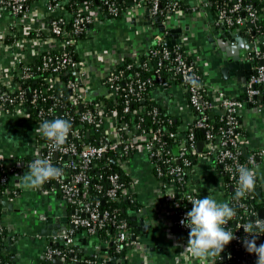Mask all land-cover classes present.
I'll use <instances>...</instances> for the list:
<instances>
[{"label": "built area", "instance_id": "1", "mask_svg": "<svg viewBox=\"0 0 264 264\" xmlns=\"http://www.w3.org/2000/svg\"><path fill=\"white\" fill-rule=\"evenodd\" d=\"M130 1L122 9L117 0L96 4L87 0L68 7L67 0H0V120L34 124L27 151L19 155L27 156V161L0 155V166L7 165L12 175L10 186L0 191V202L15 201L21 188L18 177L34 159H50L63 169V176L47 181L39 191L56 197L65 221L62 234L34 231L32 239H45L34 264H53L56 259L59 264H108L113 255L125 260L140 256L149 247L147 239L132 233L116 208L102 204L124 197L137 204L128 210L130 215L147 210L131 166L143 155L154 185L150 208L165 221L179 249L173 264H201L185 250L190 230L180 223L191 210L189 197L201 194L217 202L231 201L245 213L233 217L234 227L225 226L237 237L233 245L244 258L233 259L224 250L212 264H256V255L243 245L248 234L242 227L264 219V186L258 178V160L264 152L248 149L240 125L246 103L238 96L243 93L264 115V32L257 25L258 9L252 0H197L189 9L172 0L169 13L158 23L161 34L144 17L145 4L158 17L163 12L161 0ZM199 10H205L213 25L249 37L251 48L241 52L240 61L250 63L252 72L238 94L229 91L195 37L179 27L185 14ZM118 15L129 25L131 38L101 50L81 48L82 41L90 39L83 37L85 30L96 35L106 17ZM176 28L180 31L174 32ZM57 117L69 120L72 130L65 145L53 150L49 141L35 137L39 134L35 129L41 121ZM199 141H204L201 151L196 148ZM203 165L213 179L201 176L198 170H205ZM240 165L256 171L255 190L260 196L255 190L240 200L230 195ZM6 181L1 176L0 182ZM259 197L261 206L248 205ZM3 225L11 231L1 219L0 264H20L11 248L20 235L5 239ZM260 244L264 234L257 238ZM9 250L12 257L2 260ZM100 250L110 254L101 260L96 256Z\"/></svg>", "mask_w": 264, "mask_h": 264}, {"label": "crops", "instance_id": "2", "mask_svg": "<svg viewBox=\"0 0 264 264\" xmlns=\"http://www.w3.org/2000/svg\"><path fill=\"white\" fill-rule=\"evenodd\" d=\"M182 1L187 3L190 7H194L198 2L197 0H182ZM122 20H123L124 27H122V29L117 27L119 30V36L117 37L116 44L123 42V40L127 38H131L132 36L131 29L130 27H128L129 25L125 22L124 18H122ZM211 24H213V22L211 18L205 14V10H199L196 12V14L195 13L185 14L180 19L179 27L181 28V30L185 32L187 31L188 33H190L191 36L193 35L192 37H195L194 34L195 35L197 34L198 35L197 39L199 40V44L202 45L203 49L205 45L208 46L207 48L205 47L208 53L212 51L217 56L216 58L221 59V62H222L226 58L224 53L218 47L213 49L211 45L207 42L206 35H207V31L209 30V26ZM86 41L88 40H84L82 42H86ZM81 48H84L82 43H81ZM214 60L215 58L212 59L211 62L213 63V66H216V64H214L215 63ZM219 65L217 64L216 67H218ZM226 85L228 86L229 91L234 94L236 93L238 94L241 91V83L236 80L235 76H231L229 78V84L226 82ZM7 122H10V123H7ZM18 122H21V120L10 121L6 119H1L0 128H4L7 126L10 128L11 126V129H17L18 127H16V124H18ZM240 125H241V129L244 132V137L246 139V144L248 146V149H261L264 152V115L258 114L253 108L245 107L242 109L240 113ZM32 132H33L32 129L30 130V132L27 131L25 133V139L28 137V134L29 133L32 134ZM26 151H27V148L0 149V155L7 158V157L16 156V155L17 156L24 155ZM135 161H137L136 162L137 164H141L140 168L136 165L134 168V173L138 179L137 188H138V195L140 197L139 199L140 201H142L145 208H147V213L149 217L148 219L149 222L147 225V233L144 234L143 232H141V233H138V236H141L147 239L146 241L149 242V247L140 256L136 255V256H133L125 260V259H122L119 255H113L111 259L118 258L121 260V264H173V263H176L179 258V249L177 245L175 244V241L173 240L172 236L169 234L168 227L165 225L166 224L165 221L159 220V217L157 216V214L154 213L150 208L153 202V199H154V196H153L154 185L146 170L148 166L146 158L142 155V156L137 157L135 160H133L132 163H134ZM258 164H259L258 165V178L261 181L262 186H264L263 184L264 183V157L259 158ZM203 167L205 168V170L204 169L198 170L201 176H205L207 178L209 177L213 179L215 177L213 173L209 172L206 166L203 165ZM27 171L28 169H24L21 173L22 176ZM145 172L147 173V176L144 174ZM19 185L21 186L20 183ZM27 190L28 189H25L24 187L21 186L19 190L20 193L18 197L15 199V201L13 202L14 208H15V204L20 203L19 199H21V196L23 198V194L29 197H31V195L34 193L43 194V193H40L39 188L28 190V191ZM22 191H25L26 193H23ZM33 197H34V202H35L37 199L35 196ZM55 200H57L56 197H55ZM50 207L51 206H49L48 208ZM17 211H18L17 209H14V211H7V209L3 210L1 207L0 218L3 221V219H8L10 217H13L16 215L15 212ZM10 212H13L12 216ZM54 215L55 217L62 216L63 207L61 206L60 210H56V213H54ZM142 216H143V213H140V217ZM139 221H142V220L137 219L136 220L137 225H140ZM4 223L8 225L6 222ZM28 224L32 225V221H30V223ZM9 227L11 228V231H12L13 227L10 225ZM26 229H28V227H26ZM26 229H21L20 232L19 231L16 232V230H14L15 233H18L20 235V239L16 244L14 243L13 245H11V248L14 246L15 255L18 257L20 264H34V262L36 261L35 259L39 251L40 245L31 244V242L27 244L24 243L26 241L25 236H27L29 229L27 232H24L23 234H22V231L23 230L26 231ZM28 235L31 236L29 237V240H33L32 234H28Z\"/></svg>", "mask_w": 264, "mask_h": 264}, {"label": "clouds", "instance_id": "3", "mask_svg": "<svg viewBox=\"0 0 264 264\" xmlns=\"http://www.w3.org/2000/svg\"><path fill=\"white\" fill-rule=\"evenodd\" d=\"M193 85L198 86L196 81ZM43 138L49 141L53 150L61 149L72 130V123L61 117L54 120H43L35 129ZM11 138V137H10ZM237 186L233 199L240 200L257 188V175L253 168L240 165ZM63 176V169L54 166L50 159L36 158L28 165V171L18 177V183L28 190L38 189L49 180H59ZM192 207L181 219L182 226L188 228L189 235L185 250L201 264H212L217 256L220 257L225 247L237 237L227 228L229 221L236 215V209L231 201L217 202L211 196L204 198L189 197ZM246 236L243 245L250 254L257 257L256 264H264V244L257 245V238L264 234V219L256 218L244 225Z\"/></svg>", "mask_w": 264, "mask_h": 264}, {"label": "rangeland", "instance_id": "4", "mask_svg": "<svg viewBox=\"0 0 264 264\" xmlns=\"http://www.w3.org/2000/svg\"><path fill=\"white\" fill-rule=\"evenodd\" d=\"M117 27L120 29L124 27L122 18H112L104 21L102 24L98 26L99 30L97 35L92 36L91 39L86 42H82L84 49L90 50L93 48V49L101 50L103 48H110L111 46L115 45L117 41V37L119 36V30ZM136 28L139 29V27ZM194 36L196 37L195 39L199 42V40L197 39L198 35L194 34ZM205 47L207 48L208 46L205 45ZM205 47L203 50L205 52L206 57H208L210 60L217 57L212 51L208 53ZM227 83L229 84V79L227 80ZM16 127L18 128L11 129V126L10 128L8 126L4 128H0V149L27 148L26 145L29 144V141L31 140L30 136L32 134L29 133L28 137L25 139V133L27 131L30 132L31 129L34 130V124L21 120V122H18V124H16ZM136 162L137 161L131 164L133 169L135 168V165L138 166L139 168L141 166V164H137ZM146 170L148 172V168H146ZM144 174L147 176L146 172ZM22 192L26 193L25 191ZM33 196H35L37 199L35 202ZM19 202L20 203L15 204V209L18 210L17 212H15L16 215L8 219H3V221L6 222L8 225L12 226L13 227L12 230L13 231L16 230V232L17 231L20 232L21 229H26V227H28L29 231L28 229H26V231L23 230L22 234L27 231L28 234H33L34 231H38L41 228V226L43 225V221L39 219V215L47 211L49 206L51 207L49 208L48 214L51 217H55L54 213H56V210H60L61 207V204L57 200H55V196L54 195L48 196V194L34 193L31 195V197L23 194V198L21 196ZM12 213L13 212H10L11 216ZM30 221H32V225L28 224L30 223ZM28 234L27 236H25V240H26L24 242L25 244L31 242V244L41 245L45 241L44 238L43 239L36 238L33 240H29V237L31 236Z\"/></svg>", "mask_w": 264, "mask_h": 264}, {"label": "trees", "instance_id": "5", "mask_svg": "<svg viewBox=\"0 0 264 264\" xmlns=\"http://www.w3.org/2000/svg\"><path fill=\"white\" fill-rule=\"evenodd\" d=\"M83 1H87V0H67V7H68V4L69 3H73L74 6H77L78 4L82 3ZM100 0H90V2L92 4H96V3H99ZM254 5L256 6V8L258 9V14H259V20L257 22V25H258V28L259 30H261L262 32H264V0H252ZM118 4H119V7L124 9L125 7H127L131 1L130 0H117ZM172 3V0H161V8L163 9V12L158 16V17H155V16H152L150 14V11H149V5L148 4H145V10H144V17L147 18L150 22V24H152L153 26H156L157 27V31L159 33H163L164 31L160 30V26L158 25V23L165 19V16L166 14L169 13L168 11V7L171 5ZM179 5H181L182 7H185L186 9H189V5L185 2H183L182 0H179L178 1ZM121 15H118V16H108L106 17L104 21L106 20H109V19H112V18H120ZM93 28V27H92ZM83 37L85 38H91L92 36H94V33H93V30L90 29V30H85L84 33H82ZM261 51L262 53L264 54V46H262L261 48ZM31 85H35V81H31L29 82ZM239 98L243 99L246 103V107L247 108H252V104H250L249 102H247L245 96L243 93H240ZM243 132V130H242ZM243 136H244V132H243ZM40 142H44L46 139L43 138L40 134H36L35 136ZM17 158H22L24 161L28 160V157L27 156H17ZM195 160V159H194ZM193 163H196V161H193ZM26 164V163H25ZM7 168V165H2L0 166V178L1 176L5 175L7 177V181L6 182H0V191L2 190H6L10 185L11 183V180H12V175L9 174L10 172L6 169ZM125 179H128V177H126ZM20 193V191H19ZM229 193L230 195L232 196L234 193L233 191H230L229 190ZM254 194L258 196L256 190L254 191ZM205 195L204 194H201L200 195V198H204ZM257 202L256 201H253L252 203L248 204V205H252L253 208H258L259 206L262 205V197H259L257 198ZM247 204V203H245ZM136 203H130L128 201L127 198H124L122 197L119 202H107V201H104V203L102 204V207L103 208H107L109 207L111 210L112 209H117V213L120 214L121 216H123L124 218H126V220L128 221V224H129V227L131 228V232L134 233L135 235H137L138 233H141L142 231L137 227V224H136V220H131L132 215H130V213L128 212V210H132L136 207ZM1 204H0V211H1ZM236 209V214L237 215H244L245 213L243 212V209L241 207H238V206H232ZM69 211H71V207L68 208ZM247 220L249 221L250 218H247ZM235 219L233 218L232 220L229 221V227H234L235 225ZM3 228V231H2V235L5 236L7 239V237H10L12 236H15V238H17L18 236V233H15V231H10V235L9 234V230L6 228L5 225L1 226ZM113 228L110 227V233L112 234L113 233ZM103 231H99V234H102ZM103 235V234H102ZM97 239L96 236H94V239H92V243ZM85 243H87V241L85 240ZM2 245L6 248V243L3 241L2 242ZM226 252H230L231 255H232V258L235 259L236 257H240L241 259L244 258L243 257V252L242 251H239L237 249H235L234 245H233V241L230 242L229 245H227L224 249ZM90 252V251H89ZM108 254H110V252H108L107 250H100L96 256L98 258H100L101 260L105 259ZM13 255V252L12 251H6V253L2 254L1 255V259L2 260H6V259H10ZM85 254H83L84 256ZM87 255V254H86ZM85 255V256H86Z\"/></svg>", "mask_w": 264, "mask_h": 264}, {"label": "water", "instance_id": "6", "mask_svg": "<svg viewBox=\"0 0 264 264\" xmlns=\"http://www.w3.org/2000/svg\"><path fill=\"white\" fill-rule=\"evenodd\" d=\"M160 30H163L162 27H160ZM173 31L179 32L180 28H176ZM223 31H227V33H224ZM93 33L95 34V31ZM224 35L226 36V39H224ZM206 37L207 42L213 49L218 47L226 56L221 65L217 67L223 79L227 80L231 76H235L238 82L243 83L246 77L252 72L250 63H242L240 61L241 52L251 48L249 37L243 36L240 33H231L229 30H224L222 25L215 26L213 24L209 26ZM203 146L204 141H199L196 145L197 151H201ZM46 186H48V184H46ZM0 204L3 210L7 209V211H14L15 209L13 203L3 201L0 202ZM48 210L45 211L44 214L39 215V219L43 221V226L40 229L41 234L44 236L48 234H62L63 231L59 230L61 223L65 221V217H51L48 215ZM142 213V217H140L139 214H136L131 220H142L139 221V229L146 234L149 217L146 209H143ZM59 263L60 260L56 259L53 264ZM108 264H121V260L118 258H112L108 261Z\"/></svg>", "mask_w": 264, "mask_h": 264}, {"label": "flooded vegetation", "instance_id": "7", "mask_svg": "<svg viewBox=\"0 0 264 264\" xmlns=\"http://www.w3.org/2000/svg\"><path fill=\"white\" fill-rule=\"evenodd\" d=\"M224 33H227V31H223ZM224 39H226V36L224 35ZM214 64H216V66H217V64L219 65V64H221L222 62H221V59H218V58H215V60H214Z\"/></svg>", "mask_w": 264, "mask_h": 264}]
</instances>
